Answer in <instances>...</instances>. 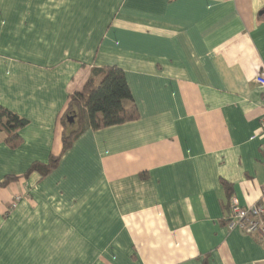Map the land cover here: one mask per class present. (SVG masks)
Segmentation results:
<instances>
[{"label": "crops", "instance_id": "crops-1", "mask_svg": "<svg viewBox=\"0 0 264 264\" xmlns=\"http://www.w3.org/2000/svg\"><path fill=\"white\" fill-rule=\"evenodd\" d=\"M107 67L138 118L63 153ZM262 72L264 0H0V106L28 121L16 148L0 131V264H264L225 219L264 207Z\"/></svg>", "mask_w": 264, "mask_h": 264}, {"label": "trees", "instance_id": "trees-1", "mask_svg": "<svg viewBox=\"0 0 264 264\" xmlns=\"http://www.w3.org/2000/svg\"><path fill=\"white\" fill-rule=\"evenodd\" d=\"M94 75L101 77L100 83L91 79L82 92L74 94L60 121L65 129L63 153L72 147L86 128L97 131L135 121L139 116L137 107L132 104L133 95L122 69L107 67L95 70ZM126 103L131 104L127 106ZM70 115L74 119L72 123L69 121ZM27 124V120L0 106V131L6 133V143L11 148L20 145V131ZM59 159L60 157H52L47 165L34 164L26 176L34 172L42 177L48 176L56 169ZM14 179L8 177L3 185Z\"/></svg>", "mask_w": 264, "mask_h": 264}, {"label": "built area", "instance_id": "built-area-1", "mask_svg": "<svg viewBox=\"0 0 264 264\" xmlns=\"http://www.w3.org/2000/svg\"><path fill=\"white\" fill-rule=\"evenodd\" d=\"M255 82L264 93V72L257 75ZM264 107V94H263ZM262 132L264 133V116L262 118ZM227 226L230 230L240 229L248 235L256 237L264 245V207H243L236 197H232L228 206L226 216Z\"/></svg>", "mask_w": 264, "mask_h": 264}, {"label": "water", "instance_id": "water-1", "mask_svg": "<svg viewBox=\"0 0 264 264\" xmlns=\"http://www.w3.org/2000/svg\"><path fill=\"white\" fill-rule=\"evenodd\" d=\"M69 121H70V123H72L74 121L72 115L69 116Z\"/></svg>", "mask_w": 264, "mask_h": 264}]
</instances>
